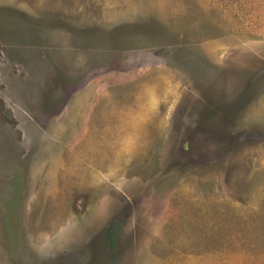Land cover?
Instances as JSON below:
<instances>
[{"label":"rangeland","instance_id":"obj_1","mask_svg":"<svg viewBox=\"0 0 264 264\" xmlns=\"http://www.w3.org/2000/svg\"><path fill=\"white\" fill-rule=\"evenodd\" d=\"M0 264H264V0H0Z\"/></svg>","mask_w":264,"mask_h":264}]
</instances>
